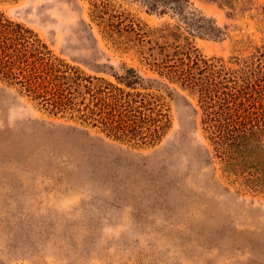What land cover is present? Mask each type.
I'll return each instance as SVG.
<instances>
[{
  "label": "rangeland",
  "instance_id": "rangeland-1",
  "mask_svg": "<svg viewBox=\"0 0 264 264\" xmlns=\"http://www.w3.org/2000/svg\"><path fill=\"white\" fill-rule=\"evenodd\" d=\"M193 1L225 37L194 38L202 69L171 64L220 86L209 71L223 62L264 86L260 11ZM0 10L92 88L43 104L0 79V264H264V191L223 172L199 91L152 63L174 53L170 13L142 0H0ZM139 22L166 36L140 37ZM130 98L140 110H127Z\"/></svg>",
  "mask_w": 264,
  "mask_h": 264
},
{
  "label": "trees",
  "instance_id": "trees-1",
  "mask_svg": "<svg viewBox=\"0 0 264 264\" xmlns=\"http://www.w3.org/2000/svg\"><path fill=\"white\" fill-rule=\"evenodd\" d=\"M213 1L236 13L248 8L259 10L264 19V6L255 7L247 0ZM142 2L148 13L159 17L170 13L177 20L173 25H166L167 35L173 36L176 44L166 42L164 45L166 49L167 46L174 48V53L166 52L162 58L153 57L152 63L174 78L191 83V87L199 91L204 111V133L211 145L210 152L222 165L223 172L240 186L264 191V86H260V78L245 77L239 70L228 68L221 62L213 64L209 71L214 72L219 81L223 79L219 86L216 81L212 84L209 80H200L193 67L190 70L178 69L171 64L174 56L182 62L189 59L198 70L202 69L200 62L206 61L198 54L194 38L223 39L225 29L198 9L193 0ZM138 26L136 30L135 26L129 28L140 37L166 36L159 33L160 28L149 27L142 22ZM179 37L184 39V45L179 44ZM155 43L158 44L156 40ZM89 77L80 68L58 57L34 30L11 20L0 10L1 80L20 87L32 99L49 104L50 94L56 92L62 97L76 94L85 100V94L92 90L87 84L91 81ZM99 97L97 100L93 97L92 103L103 105L109 101L106 96ZM135 102L136 99L130 98L127 110H140L141 105Z\"/></svg>",
  "mask_w": 264,
  "mask_h": 264
}]
</instances>
